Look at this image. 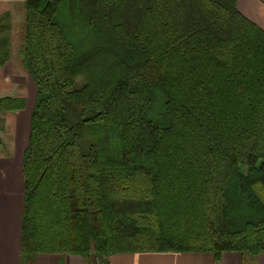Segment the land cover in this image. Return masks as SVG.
<instances>
[{
  "label": "trees",
  "instance_id": "16d2710c",
  "mask_svg": "<svg viewBox=\"0 0 264 264\" xmlns=\"http://www.w3.org/2000/svg\"><path fill=\"white\" fill-rule=\"evenodd\" d=\"M23 9L19 56L36 88L22 158L25 262L263 253L264 31L236 0ZM10 29L0 15V68ZM23 109L0 99V113Z\"/></svg>",
  "mask_w": 264,
  "mask_h": 264
},
{
  "label": "crops",
  "instance_id": "0c3cea01",
  "mask_svg": "<svg viewBox=\"0 0 264 264\" xmlns=\"http://www.w3.org/2000/svg\"><path fill=\"white\" fill-rule=\"evenodd\" d=\"M24 2L0 0V15L16 14L19 8L24 14ZM236 7L246 19L264 31V0H236ZM11 18L15 20L16 16ZM15 129L18 148L0 156V264H86L83 257L70 254H37L29 263L25 262L20 248L24 195L22 158L29 131L25 135L24 118ZM106 264H264V252L256 256L224 252L218 257L211 253L112 254L106 258Z\"/></svg>",
  "mask_w": 264,
  "mask_h": 264
},
{
  "label": "rangeland",
  "instance_id": "374dc122",
  "mask_svg": "<svg viewBox=\"0 0 264 264\" xmlns=\"http://www.w3.org/2000/svg\"><path fill=\"white\" fill-rule=\"evenodd\" d=\"M12 14H9L11 22L10 37L12 52L10 61L0 68V99H22L24 101V109L15 113H0V138L4 146L0 148V156L9 154V151L13 148H18L16 142L18 137L15 135V126H19L20 123L23 122V118L25 120V135L28 133L29 120L36 96V88L29 75L22 67L19 56L22 45V35L24 33V14L21 8L17 10L16 14H13L16 16L15 20H12ZM91 260L89 264L101 263L97 261V258H92Z\"/></svg>",
  "mask_w": 264,
  "mask_h": 264
},
{
  "label": "built area",
  "instance_id": "2783aa9c",
  "mask_svg": "<svg viewBox=\"0 0 264 264\" xmlns=\"http://www.w3.org/2000/svg\"><path fill=\"white\" fill-rule=\"evenodd\" d=\"M96 264H100V263H96Z\"/></svg>",
  "mask_w": 264,
  "mask_h": 264
}]
</instances>
